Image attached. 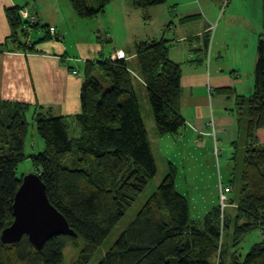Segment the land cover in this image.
<instances>
[{"label": "trees", "instance_id": "1", "mask_svg": "<svg viewBox=\"0 0 264 264\" xmlns=\"http://www.w3.org/2000/svg\"><path fill=\"white\" fill-rule=\"evenodd\" d=\"M68 2L78 18L94 19L105 13L109 0ZM131 3L133 9L144 11L163 6L167 0ZM19 12L7 11L12 28L23 22ZM262 14L254 91L237 103V111L247 117L246 136L250 139L264 128V0ZM100 42L107 44L110 40ZM21 49L30 48L23 45ZM133 50L134 69L123 59H113L116 51L98 61L84 62L80 112L74 117L80 131L78 138H69L65 117L38 113L32 117L45 146L43 152L31 157L32 166L45 185L49 203L63 216L76 238L55 236L39 251L27 236L11 246L0 242V264H62L64 250L79 239L82 246L75 264H89L119 228L120 233L98 264H214L211 260L220 241L219 219L224 213L219 195L221 189L228 188V197L233 190L231 184L219 183L218 205L201 220H194L189 201L176 191L175 169L168 163L165 177L140 211L120 227L125 224L121 222L126 212L157 175L156 159L134 88L139 83L137 78L146 90L155 135H178L185 127L179 106L181 71L169 59L168 42H139ZM29 110V105L0 98V236L14 221L12 205L22 180L17 177L16 168L25 159ZM245 149L240 190L235 197L237 205L232 203L236 205L234 219L243 222L237 239L255 230L261 232L262 238L243 259H233L231 264H264V145L250 144ZM223 217L229 216L224 213Z\"/></svg>", "mask_w": 264, "mask_h": 264}, {"label": "crops", "instance_id": "2", "mask_svg": "<svg viewBox=\"0 0 264 264\" xmlns=\"http://www.w3.org/2000/svg\"><path fill=\"white\" fill-rule=\"evenodd\" d=\"M167 2L173 4V7L157 6L140 11L133 9L131 0H127L124 4L126 8L122 9V20L128 23L125 26L137 23V17L142 20V23L153 25L160 18L161 12L165 18L161 19L160 29L158 28L157 31H153L152 28L149 32L142 24L138 26L139 28L130 29L132 36L129 35L124 39L127 42H116L114 47L109 44L112 51H108L107 45L92 38L93 30H89L86 40L73 39L67 44L68 24L82 23L77 20L80 18L77 17L68 0H0L1 100L29 105L33 110V116L38 113L65 117L70 124L80 112V89L83 82V76L73 67V64L80 69L85 61H98L102 56L112 55L114 51L122 50L132 57L131 53L136 43L161 40L157 35L161 28H166L168 22L179 19L178 25L182 28L188 24L196 25L192 29L182 30L183 36L186 37L165 40L169 43L175 40L172 41L173 44L174 42L179 44L169 46V59L178 64L181 71L179 106L180 115L185 121V135L182 134L180 141L186 140L187 144L199 143L203 139L200 133L212 131L216 145L225 147L229 145L233 148L237 140L241 139L236 116L237 103L240 98L252 95L254 79L252 83L250 77L248 82L242 80L241 57L226 59L225 56L228 54L223 47L217 45L216 41L218 26L214 38L209 37L207 45L206 37L210 32L206 27L210 21L206 17L215 15V7L206 8L200 5L197 7L195 0H185L183 3L180 0H167ZM11 9H19V15L23 21L16 28L11 27L7 17V11ZM22 11L27 12L29 16H34L35 23L30 24L27 19H24L20 14ZM24 23L26 25H23ZM47 28H54V32L47 34ZM19 29L21 35L27 38L25 43L19 40L20 36L17 34ZM127 30L129 32L128 28ZM33 32L39 38L37 42H33L30 38ZM103 32L109 36L113 44L108 30ZM186 41L187 44H182ZM23 45H27L30 49H21ZM239 45L240 42L237 39L235 47ZM127 49L131 53H128ZM254 64L255 59L252 57L251 63L249 61V75ZM256 135L255 145L264 144V129L256 131ZM195 137L198 138L197 141ZM152 138L163 139L157 137L155 132ZM214 193L218 195V186Z\"/></svg>", "mask_w": 264, "mask_h": 264}, {"label": "rangeland", "instance_id": "3", "mask_svg": "<svg viewBox=\"0 0 264 264\" xmlns=\"http://www.w3.org/2000/svg\"><path fill=\"white\" fill-rule=\"evenodd\" d=\"M184 1L185 0H180L182 3ZM126 2L127 0H109L106 6V11L103 15H100L94 19H77L82 23H76L74 25L68 24L66 28L68 35V41L66 40L67 44H69V42L71 43L73 39L86 40L89 30H93V39L109 42V36L103 32L108 30V32L111 34L110 37L113 39V44L109 42L105 45H107V47L110 49L108 46L109 44L111 47H114V43H122L125 37H128L129 35L132 36L130 29L133 30L141 24L144 28H147L149 32L152 31V28L153 31L158 30L161 25V19L165 18V15L162 12L160 18H158L153 25L144 22L142 23V20L137 17V23L131 26H125L127 22L125 23V20H122V9L126 8L124 6ZM262 2L263 0H195L197 7L200 5L201 7L205 6L206 8H216L214 12L215 15L213 17H206V19L210 21L209 25L206 27L207 31L210 32V37L214 38L216 28L218 26L216 33L217 45H220V47L225 49V53L228 54L225 56L227 60H229V57H241L243 72L242 80L244 79V81L248 82L250 77L251 83L254 79V70L258 57V39L262 34ZM167 4L169 3L167 2L166 5H163L166 6L164 8H167L168 6L173 7V4ZM173 14L175 13L173 12ZM113 20L116 21L113 22ZM178 23H180L179 19L173 20V22H168L166 28H161V31L157 33V35H159V39L170 41V39L186 37L183 36L184 33L182 30L192 29L196 26L193 24H188L182 28L181 25H178ZM127 28L129 29V32ZM46 30H48V28ZM97 30L100 31L96 32ZM163 31L164 34H162ZM20 32L21 30L19 29L17 33L20 36L19 40L22 43H25L27 38L22 36ZM30 38L33 40V42H37L39 39L36 37L34 32L30 34ZM52 39H54V37H52ZM237 39L239 40L240 45L236 48L235 45ZM172 41L175 40H171L170 43L168 42L169 46L179 45L175 42L173 44ZM124 42H127V40ZM182 44H187V41L186 43L184 42ZM109 49L108 51H112ZM126 51L131 53L129 49ZM131 55L132 57L127 56V54L122 50L123 58H121L128 62L129 68L134 69V52H132ZM186 56L188 57L187 54ZM252 57L255 59V64L253 70L251 69V75H249V61L251 63ZM81 66L82 67L79 69L77 65L73 64V67H75L77 71L79 70V73L83 76L84 63H82ZM225 66L229 67L228 64H225ZM131 69L130 71L132 75H134V72ZM137 79L141 84L140 78ZM139 83H135L134 88L139 99L144 124L152 143L151 149L156 159L157 175L155 179H153V181L147 186L143 194L126 212L125 217L121 222L125 224H121L120 227H124L127 222L132 220L137 215L148 197L153 193V191L165 177L166 171H168V163H171L175 169L176 191L189 201L190 215L194 220H201L206 213L210 212V209L213 206L218 205V196L214 192L217 190L219 182L223 185H232L233 190L232 193L228 195V202L226 203L227 205L220 207L223 209L222 211L225 213V215L229 217L225 219V217H223L224 213L221 214L219 219L220 241L217 244L218 251L213 255V259L211 261H213L214 264H231L233 259H243L251 247L257 242H260L262 238L261 232L255 230L245 235L243 238L237 239V233L239 232L238 229L241 230L243 222H236L234 219L237 205L235 203V197L240 190V177L244 159V151L246 150L245 148L250 144H255L257 139L256 132L252 137L253 139L247 138V117L242 112L237 111L236 116L242 133L241 139L237 140V144L233 148H231L229 145L226 147L216 145L213 140L215 137L213 136L212 131L210 133L206 131L205 134L200 133V135L203 136L202 142H195L194 144L192 142L187 144L186 140H183L182 142L180 141L182 134L185 135L184 128L180 130L179 134L176 136L168 135L162 137L163 139L152 138L155 132L153 116L150 109L149 100L146 95V90L140 86ZM252 93L253 92H251V94ZM243 109H246V107ZM32 116L33 110L30 109L26 114V121L28 122L29 127L23 151L25 159L16 168V174L18 178L30 173H37L32 166L31 157L43 152L45 148L43 141L37 133L35 120L32 118ZM68 133L69 138L76 139L80 136V131L76 125V120L68 125ZM207 134L210 137L204 136ZM195 138L197 141L198 138ZM263 145L264 144L260 146ZM219 177L222 180H220ZM232 203H235L236 205ZM121 229L122 228L117 229L111 235V237L105 241L104 245L98 249L89 264L99 263L113 243L115 237L120 233ZM75 243L76 244L73 245L70 244L64 250V259L62 264H75L78 252L82 246L80 239Z\"/></svg>", "mask_w": 264, "mask_h": 264}, {"label": "water", "instance_id": "4", "mask_svg": "<svg viewBox=\"0 0 264 264\" xmlns=\"http://www.w3.org/2000/svg\"><path fill=\"white\" fill-rule=\"evenodd\" d=\"M12 210L14 221L1 232L3 245H15L27 236L29 243L39 251L55 236L76 238L63 216L49 203L45 185L37 174L22 177Z\"/></svg>", "mask_w": 264, "mask_h": 264}, {"label": "built area", "instance_id": "5", "mask_svg": "<svg viewBox=\"0 0 264 264\" xmlns=\"http://www.w3.org/2000/svg\"><path fill=\"white\" fill-rule=\"evenodd\" d=\"M20 14H22L21 16H23L24 19H27V21L30 23V24H34L35 23V17L34 16H29L27 14V12H21ZM49 32L52 34L54 32V28H50L49 29ZM122 51H117L115 54H113V59H122ZM229 192V189L228 188H223V190L221 189L220 191V195H219V201H220V207H224V205H227V201H228V197H227V193ZM221 210H223L221 208Z\"/></svg>", "mask_w": 264, "mask_h": 264}]
</instances>
